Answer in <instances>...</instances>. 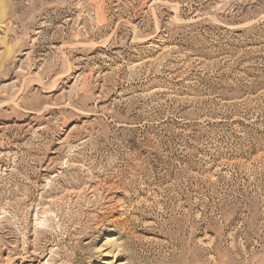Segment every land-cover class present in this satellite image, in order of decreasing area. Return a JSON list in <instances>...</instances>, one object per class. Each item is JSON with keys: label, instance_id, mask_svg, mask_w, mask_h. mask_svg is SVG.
<instances>
[{"label": "rangeland", "instance_id": "rangeland-1", "mask_svg": "<svg viewBox=\"0 0 264 264\" xmlns=\"http://www.w3.org/2000/svg\"><path fill=\"white\" fill-rule=\"evenodd\" d=\"M0 264H264V0H0Z\"/></svg>", "mask_w": 264, "mask_h": 264}]
</instances>
